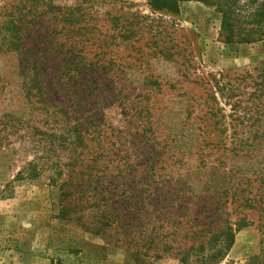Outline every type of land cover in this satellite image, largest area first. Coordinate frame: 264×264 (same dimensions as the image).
<instances>
[{"label":"rangeland","instance_id":"rangeland-1","mask_svg":"<svg viewBox=\"0 0 264 264\" xmlns=\"http://www.w3.org/2000/svg\"><path fill=\"white\" fill-rule=\"evenodd\" d=\"M19 2L0 0V14L28 18ZM52 3L73 11L71 40L91 68L68 87L46 64L47 104H34L24 56L0 54V114L25 121L0 148V264H180L60 218L72 163L79 179L122 178L134 196L149 194L142 182L170 185L161 192L186 197L205 238L231 228L224 256L183 264H264V42L220 43V15L192 0L176 13L147 0Z\"/></svg>","mask_w":264,"mask_h":264},{"label":"trees","instance_id":"trees-1","mask_svg":"<svg viewBox=\"0 0 264 264\" xmlns=\"http://www.w3.org/2000/svg\"><path fill=\"white\" fill-rule=\"evenodd\" d=\"M184 1L189 0H147V6L150 11L176 13ZM192 1L210 7L220 15V43L248 45L264 42V0ZM17 7L16 10L24 9L28 18L16 17L12 12L0 14V54L24 56V76L32 84L25 96L29 100L36 98L34 104L46 105V94L40 84V79L46 77L43 73L46 64H51L49 69L53 65L51 73L61 83L75 87L78 82L72 81L75 77L89 74L90 59L83 51L77 53L71 40L75 24L73 11H63L53 5L52 0H20ZM27 38L32 39L33 46L26 47ZM59 67L63 68L62 72ZM24 123L10 113L0 114V148L9 142L12 129L16 131ZM66 167L67 178L60 184V218L75 222L108 244L126 250L145 249L146 254L153 253L157 258L166 253L174 256L180 264L215 256L220 259L230 247L228 244L222 248L220 240L230 238L231 228H222L205 238L202 232L211 231V227L205 229L206 223L199 213L191 218L190 214L187 215L190 208L186 197L161 192L170 189V185L161 183V188L154 190L150 188L153 184L157 186L158 182H142L140 185H146L149 194L134 196L133 188L122 182V178L107 181L93 174L94 177L91 175V179L83 181L78 178L80 171L76 170L81 166L72 163ZM86 168L94 172H120L117 166L112 169L109 166ZM127 192L131 194L127 195ZM127 199L132 200L131 204H126Z\"/></svg>","mask_w":264,"mask_h":264}]
</instances>
